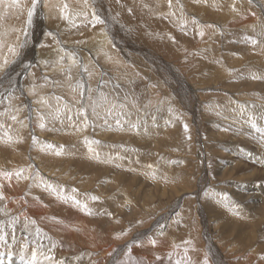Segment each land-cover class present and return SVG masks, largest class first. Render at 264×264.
<instances>
[{
	"label": "rangeland",
	"instance_id": "rangeland-1",
	"mask_svg": "<svg viewBox=\"0 0 264 264\" xmlns=\"http://www.w3.org/2000/svg\"><path fill=\"white\" fill-rule=\"evenodd\" d=\"M111 1L112 2L109 1L107 2L108 4L110 3L109 12H111V14L108 13L107 15V12L105 10L107 5L103 9L101 8L102 5H105L103 0H72L71 2L72 6H78L80 9L89 8V11L91 13L87 15L86 19L78 21L79 22V26L77 27V29H79L78 31L75 28L71 32L65 33L63 37L55 36L54 38L48 40L47 41L48 43H46V45H44V47L42 48L43 46L42 42L44 43V34H46L43 31L46 30L50 33L53 32L51 28L47 27L48 18H45L46 9L43 6L44 0L41 3V7H40L41 9L37 10L41 13V17L43 19L41 17L40 18L42 20L39 18V16L37 15L38 12L36 11V14L33 16L30 25L27 23V12L28 9L31 8L32 0H19V3H16L15 0H0V29L2 31L1 32L2 34L0 33V42H1L0 43V138L5 141L3 143L0 142V153L4 152V154H6L4 156L0 155V172L8 171L3 175H6V177H8L7 180L9 182L10 192L12 191V189H14L11 187L10 184L15 183L18 190L22 192L21 194L23 197L28 195L34 196L32 195V193L34 194L36 193L38 200L40 201V203L44 204V206H48V203L51 202L50 203L51 205L49 204L48 208H49V212L52 213L50 216H47L46 219L44 217L42 218L40 217V219L36 220V222L35 220H33L34 222L33 221L27 222L25 218L23 219L20 218L21 214L26 210L22 203L21 204L13 203L14 206L13 210L10 211L8 209H5L6 197L4 199H1L3 198V196H0V226H1L0 227V246H1L0 264H5V263L17 264V260L21 259V257H18L15 254V251H17L15 247L20 246L19 243L20 240H23L21 243L28 241L27 243L29 246L33 244L32 242H34L36 248L44 247L43 252L46 249L44 254H42V259L40 258L41 253H43L40 252L42 251V249L40 250L36 249L37 250L36 256L28 257V261L26 262V264H30V263L34 264L36 261H39L40 259H41V263L39 261V264H45L44 262L45 260H49L48 262L49 264H67V263L69 264V262L71 264V262L74 261H75L74 264H77L76 262H78V260L80 259L82 260L80 256L86 257L89 254L87 253L88 252L87 250L90 249L91 246H93V248L96 246L92 244L93 242L91 241V239L90 241L92 243L90 244L89 241L90 237L88 238L83 237L84 236V233H82L84 232L83 230H78V229L77 230L75 229V232L78 240L77 242L79 244L77 246L72 245L71 243L73 241L69 242V237L67 236L68 233L67 232L65 234L63 233L64 236L63 234H61L63 230L59 229L61 228L60 222L66 220L64 221L65 227L67 226L68 228H71L73 223H71L68 219L67 210L73 211L74 213L75 212L78 213L80 211L79 209L78 210L76 209L79 206L78 204L76 205L74 202L79 204L83 203V206H88V207L90 206L89 208L91 209V212H89L88 215L89 217L92 215V211L94 208L97 211V209L101 210V207H104V205H106L105 202L107 201H105L104 199L110 197L111 195H114L115 190H112L110 189V187L108 188L107 186L106 188H100L101 183L107 185V183L104 180V177L102 176L103 173H105L107 179L111 177L117 178V180H119L123 184L125 191L129 194H134V191L136 190L133 188V186H127L125 182L128 181L125 180H129L132 178L135 179L136 181L139 180L138 177H141V175L142 178L140 180L141 181L143 180L142 183L146 186H148L149 184H150L149 186L154 184V187L151 186L153 189L164 187L163 183L166 184L171 182L168 179L165 181L162 180L158 181L159 178L155 179L154 177H153L154 180L153 179L151 180L150 177L143 174V172L142 174H140L141 172L140 173L135 172L137 171V169L135 170L134 167H137L138 160L140 158L144 159L146 165L151 169L152 168L154 169V163L158 164L157 168L159 170L162 165L164 167L167 166L166 172H170L171 175L174 176L176 180L179 179L184 180L185 178L188 179L189 177L188 179L189 186H186L188 188L186 189L187 191H185V194L187 196L184 195L183 197H177L172 200L164 199L163 204L165 207L167 206L173 207L175 205H179V209L182 212H184V210L187 211L189 210L188 212L186 211L187 212L186 217L189 218L191 216L190 218L193 219L192 221H196L197 219H195V217L191 215L192 211L194 209H199V205L197 204V202L199 204L200 202H202V204H205L204 201H198L199 200L198 183H200V181H206V179H203L202 176L203 177L208 176L207 177V179H209L208 186H211L209 187L210 190L208 189L209 194L215 192L217 195L221 197V199L225 194H226L225 196L230 197L231 195L229 191L233 193L234 189L232 188L239 187L242 182L239 176L237 180H235L233 177L223 178L218 175L219 172L218 165L222 160L220 158H223V160L226 158L227 159L230 158L231 160V157H233V155L230 156L227 152L225 155L220 156L218 153H216V151L218 150L216 148L222 146L217 145V142H213L211 136L213 130H215V132L218 133V134L216 133L217 135L220 134V136L224 133L223 134L224 137L222 136L223 137L222 139L224 141L222 142H226L230 144L228 145L229 147H231L232 140L236 135L235 137L238 140L237 144H239L241 148L243 147L246 149L252 148L254 151H256L255 154L253 155H257L260 152L257 146L260 147L261 145L263 150L261 155L264 157V145L259 143L261 142L259 140H263L264 142V134L261 133V131L260 133L257 132L253 134V131L255 130L251 131L252 132L251 133L248 129L247 131H245V129L243 128L244 125L246 127L247 123L241 124V126L243 125L242 127L238 124H235L234 126L233 123L231 125L230 123H227L226 126V123L223 121L225 120L224 118H226L225 116L233 113L232 107H235L236 105H239L241 107L242 103L243 105H245L246 103L244 104V102H247V98L248 100L254 102L257 101L256 103H258L260 106L262 105V103L264 104V99L262 100V97L256 94V92H259L261 93V95H264V90L262 87V85L264 86V79H257V81L255 80L256 82L255 81H254L255 83L253 82L254 87L251 82V80L253 81V79L256 77V75L254 76V72L256 70H257L256 72L263 71L262 68H260L262 69L260 70L257 67L259 66L261 67L264 60V58L261 57V54L262 53L264 54V36H261L260 34L258 35L257 33L253 32L255 30L253 28L249 31L248 27L245 28V23H241L237 21L235 22L236 24L233 23L234 26L232 24V27L228 28L226 32L220 30L218 33V39L215 38L214 41H211L210 39L205 40L207 36H210L209 29H212L211 28L212 26L204 24L203 22L199 21V19L193 18L194 20H191V23L189 22L186 23L184 21L185 24L184 23L180 24L181 21L183 20H180L178 23H176L175 20H172L169 16H166V14L165 16L164 15L162 16L163 14L162 12H160L161 14L152 13V10L148 8L149 6L146 4L150 0H111ZM153 1H158V0H151L152 6H154ZM243 1L247 2V8L243 6L242 11L245 13V11L247 10L248 15L247 14L246 15L250 19L254 18L255 19L254 22H257L256 25L257 26L260 25L263 28L262 22L264 21V15L262 9L258 4L260 0L257 1L237 0L236 3L242 5ZM163 3H162V7H164L166 4ZM167 3L168 5L166 6H169V1H167ZM119 4L121 6H118ZM144 6L145 7L147 6V9H145ZM214 7L217 6L215 5ZM256 8H258V10ZM232 11L234 12V10ZM156 15L159 17H157ZM97 17L99 18L100 21H103V23L96 22ZM256 17L259 19L257 20ZM158 18L159 19L161 18V21ZM183 18L184 20H186V16H184ZM126 20L129 24H128V32L124 34V36L125 35L133 36L134 34H138L139 37H137L136 35L133 37L131 36L130 38L131 40L132 39L136 40L138 42L137 43L138 45L143 44L142 48H140L139 50L130 51V47H132L130 46V44L127 46H123L124 48L123 47L120 48L116 43H114L115 45L112 47L113 53H111L112 58L110 57L111 55H109V57L104 60H96V58H94L91 55V53H89L88 58L90 61H89V65L86 68V66H84L82 63V57H81L82 53L86 51V48L82 46V44H85L87 46H90L91 42L95 44V42L98 41V38H96L98 37V35L101 36L102 34H110V32L113 29H116L117 26L118 28L121 27L124 28L123 22L126 23ZM260 20H262V22ZM195 21L201 23L202 28L203 26H205V28L201 29L199 26H194ZM173 23H175V26ZM247 25L250 26L248 23ZM216 28L219 27L216 26ZM180 29H182L183 32L180 31ZM40 32L43 33L41 35H37ZM150 32L153 35L156 34V32L157 33L161 32L160 34H162V38L160 39L164 40L163 36H166L168 39H170V43L168 44L170 47H173L174 44H175V48L180 49L179 47L180 45H183V47H185V51H184L185 53L184 52H183L184 54L180 53L178 56L183 58L192 56L191 58H189L191 63L186 64V66H188V69L193 70V72L187 73V75H189L192 79L203 77L206 79L205 80L206 82L209 81L208 83L216 82L217 78H214V76H212V73L213 74L215 72L217 73L220 69L222 72L223 67L228 70L227 72L230 71L229 74L231 75L233 74L232 75L233 77L231 75L225 74V75H221L222 76L220 77L221 79L219 78L221 80V81L219 80L220 88L224 84L225 87L222 88L226 89L227 92H223L219 90L220 92L218 91L219 92L218 95L217 92L209 90L208 91L209 96H208V94H205L207 92L203 91L205 98H203L202 102L203 103L205 102L204 104H208V107L210 106L208 108V110L210 111L208 112V110L206 109L207 107L205 108V106L202 107V110L199 109V111L201 112L200 114L202 115L201 116L199 114V116H201L202 119L204 120L200 130L197 129L198 127L194 122L193 119L194 117L192 115L190 116L189 111H187L185 107L186 105H184L185 103L183 104L184 102L182 101L183 97L181 98V96H178V94L180 93L178 92L177 89H175L176 86L171 83V79L170 78L167 79L169 83L168 82L164 83L162 79L166 78V74L161 69V67L157 69L152 64L153 57L155 56L163 57V54L157 48H154L152 46V42L154 41V39L153 37H151L152 34ZM181 32L182 34L180 35ZM185 32L187 33L184 34ZM222 32H224V34ZM257 32L260 33V31ZM181 36L182 38L180 39ZM183 36H185V38H183ZM10 39L12 40L10 41ZM72 41L76 45L70 44ZM253 41H255V43H253ZM32 42L33 45L38 42V44H36L37 52H35V54L39 52L38 51L39 48L40 49L42 48L41 53L44 54L45 56H50V54H52L53 50L55 49L70 51L73 48L78 52V54H75V52L72 50L76 55V57L80 59L79 66L78 65H76L75 67L68 66L67 65L68 62L65 61L63 63L65 70L63 69L62 71H60V73L53 72V70L56 68L55 66L56 63L54 61L51 63L42 62V66L38 67L36 61L33 60L36 57L35 54L33 58L28 55L29 49L32 48L33 46L31 45ZM63 42H66L67 45L65 46ZM122 42L124 44H128L123 40ZM189 46L192 49L189 48ZM156 47L158 48L162 47L161 50L166 52L167 50H164L163 47L167 48L168 46L166 43L159 42L157 43ZM188 48L189 50L190 49L191 50L189 51ZM127 50H129L131 54L125 53ZM194 50L195 53H193ZM256 50L259 52H257ZM170 52L172 53V50ZM241 53H243L244 56L240 57ZM113 54L115 56H113ZM197 58L200 60H198ZM235 58H236L235 62L240 63V65L232 69L230 67V63ZM261 58L262 60H260ZM113 59L117 61H114ZM106 60L107 62L106 64H104ZM28 61L30 64L33 65L32 69H34L36 74L33 77H30L29 79L21 75L20 78L21 82L15 83V80L18 79L16 75L23 70V67L27 65ZM112 61L116 64H114ZM120 61L122 62L120 63ZM170 61L171 64H173L174 60H170ZM208 63L212 65L211 66L208 65ZM248 64L251 66H246ZM197 65L198 68L201 69V70L198 69L200 72H198L196 68H194ZM192 66L194 67L192 68ZM12 68L13 71L9 73V70H11ZM247 72L249 73V75L253 77V79L252 77L250 78ZM208 77H210V79ZM234 78L237 80H234ZM24 79H26L25 82L27 83L26 85H28L27 87L23 85ZM238 80H242V81H238ZM248 81L251 82V85L250 82ZM237 82L241 84L240 86L241 87L243 86L244 90H246V93H248L247 94L248 97L246 98V101H243L245 100V98L243 99L239 98L241 100H239L238 98L236 99L237 93L239 92V91L237 92V89H240L237 88L240 87L238 86ZM26 89H30L31 92H33L34 94H37L38 92L40 94L45 92V98L42 100V103L47 102L48 107L43 110H38L34 113V108L31 103L32 101L29 100L30 104L28 106L27 104L28 97H24L27 96L25 95ZM253 92H255V94H253ZM176 94L178 97L176 96ZM11 97H13L16 100V105L14 106L10 103ZM227 101L229 102L232 101L234 105L232 104V107L225 105L224 103ZM33 102L36 101L33 100ZM239 106L236 107L237 110L239 109ZM214 108L216 111L214 110ZM261 108L264 109V105L263 107L261 106L258 108L263 113L258 112L260 114L259 117L253 116L254 118L252 119V121H250L252 122L253 126L255 127L259 126L258 128L260 129L262 127H260L258 121L264 117V110H262ZM227 109H230V111ZM205 112L206 113L208 112V116L206 115ZM216 115L218 116L216 117ZM220 116H224V118ZM13 117H15V119H13ZM19 120H22L23 122L20 123ZM142 121H144L145 126H148V128L151 129L150 132L148 131L138 134L140 131L137 129H133L136 128V125H138ZM247 121L248 120H246V122ZM169 123L171 124L169 125ZM42 124L44 125L43 127H41ZM126 126H128L129 130L125 133V138H123L121 127L126 128ZM213 126H215V128H213ZM223 126L224 127L226 126L227 128L226 130H228L229 132L228 134H225L223 129L222 131H220L221 130L220 128ZM19 128L20 129L23 128L22 129L23 133L22 130L20 133ZM240 131L242 132L244 138L246 137L249 139L248 140L249 143L244 144L247 141L245 139H242L241 136L239 137L241 133ZM54 144H58L60 146V149L58 150L59 147H56ZM255 144L256 147H254ZM72 145L79 147L84 157L80 161V163H78L75 160L70 161L71 164H69L68 161L65 160V163L68 164L66 167L69 166L70 169L74 167L75 163L78 164V168H77L78 171H76L78 177L74 178L72 175L73 177L72 181L69 182L68 180H66L67 182L66 181L63 182L61 180L60 174L59 176L56 175V177L54 178H56L57 181L59 180L57 183L60 182L59 184L63 186L64 189L63 191H59V192L58 190L52 191L51 189L50 192L52 191L53 193L52 192L48 193V191L47 190L45 191V189L43 188H48L49 186L50 188L51 186L53 188V183L51 185L45 184V180L51 181L52 179L51 174L48 173V169H50V167H48L50 160L57 161L53 165L66 168L63 165L64 160L58 159L59 158L58 153L61 152L65 154L69 153L72 156L82 157L80 151L73 152L72 149H70V146ZM34 148H37L38 151L37 149ZM15 149L18 150L16 151ZM82 150H85V152H83ZM39 151L41 152V154ZM212 151L214 152L212 153ZM157 153L159 155H157ZM10 154H14V155L18 154L19 156L21 154L22 160L20 161L18 157L13 158L14 156L10 157ZM261 155L260 157H262ZM34 156L36 158H39V160L37 159V161H39V164L43 165L45 169H43L41 166L40 167L42 170L40 169V167L38 168L39 170L35 168L31 169L30 167H28V165L31 166V161L34 160L35 158ZM124 158H127L128 161L130 162L129 166L124 165L123 163ZM233 158H236V160L239 161L240 157L235 156ZM120 164H122L123 166H120ZM103 166L104 168H106V170L102 168ZM251 167H254L256 169H263L261 166L258 167V165L256 166L253 165ZM28 170H30L31 174L30 173L27 174ZM55 170H59V169L55 168ZM36 171L38 172V174H36L37 173ZM68 171L70 172V170ZM16 173H19L20 175ZM158 174L160 175L161 172H159ZM3 175H0V178L2 180L5 179ZM133 176H135V178ZM143 176L147 182L144 181ZM83 177H85V179H83ZM17 178L18 180H22V183H20V185L17 183L18 182ZM56 180H55V184H56ZM255 182L256 181L252 183L259 185V181H257L256 183ZM121 183L119 185H121ZM156 183L158 184L156 185ZM223 185H225L226 187L224 186L221 188L220 186ZM261 186L259 185V188L261 191H263ZM151 187L149 188L152 189ZM262 187L264 188V186ZM223 188L227 190H223ZM55 189H58L57 185H55ZM3 190L5 192L7 191L4 187ZM70 191L72 192V194ZM261 191H259L258 188L254 186L252 188L253 193L250 192V194H254L256 197L260 194ZM10 192H6L5 194L9 195ZM101 192L103 194H101ZM57 193L58 195L59 193H67L66 195L69 197L68 198L69 202L68 204H66V207L63 208L66 210L63 209L58 210L57 207L55 206L57 202V200H55V197H57ZM88 193L89 196H87ZM91 193L96 197L97 200L94 198L93 202H91L90 199V197L92 196ZM32 198H30L31 202L33 200L36 202L35 198L33 199ZM185 199L188 200V204H187L188 207L184 209L182 201L183 200L185 201ZM209 199L210 198H208V201ZM25 200L29 201L24 197V202ZM39 201H37V203ZM70 203L71 204L74 203L73 206H71ZM95 205L97 206L99 205L100 207L99 206L97 207ZM133 205H135L136 211L138 212L139 210L138 213H140L141 210L138 207L143 206V204H141L140 201L136 199ZM159 205L162 206L159 203L152 207L153 208L160 207ZM235 205L238 204H236L235 202ZM242 206L245 207L243 204ZM202 208L204 207L202 206ZM223 208L226 209L227 211L229 209L225 205V203L223 204ZM106 211L111 213L110 214L111 219L112 216L113 217L116 216V214H112L111 209L110 210L108 209ZM159 211L160 210L156 211V213L152 216L151 220L154 221L155 219H157ZM245 211L247 213L250 212L249 210L247 211L246 209ZM123 215H125V211H123L121 214L116 216V220L119 219L118 220L119 223H123V222L125 223V219L123 218ZM256 217L257 216L254 214L255 219ZM91 219L92 221H94L93 218ZM263 219L261 221H264ZM47 223L48 225L51 223L49 226L52 227H49ZM196 223L198 222L196 221ZM255 223H258V221L256 220ZM135 228L138 229L137 227ZM71 229L74 228L72 227ZM101 229L104 228L101 227ZM125 229L127 231L128 227H126ZM263 231H264V225L258 228V233L257 230L256 233L259 234ZM53 236L56 238L53 239ZM45 239L48 241L46 242ZM52 239L53 240L56 239L58 241V244L54 243L55 241H53ZM150 239L154 241V239L151 236ZM8 240L12 241L11 246H5L7 245L5 243ZM87 241L89 243H87ZM68 243L70 246L68 245ZM54 244L56 245L60 244L61 246L60 245L59 246L62 247V249L65 252L67 251V254H69L67 256L71 258V260L73 261L71 260L63 261V259L65 258H61L57 254L55 255L56 252L52 254H47L46 253L48 252L47 247L53 249L54 251L58 250L62 252L61 249H58V246H56L57 247L56 248ZM261 245L264 244H256L257 246L256 248L258 251L257 253L263 255L264 246ZM198 247H201L202 251L200 252L198 251L188 255L185 254V256L183 257L184 264H202L200 260L198 261L196 259L198 258V256L201 259V257L204 254H207L208 250L205 246L202 247L201 245H198ZM248 247L250 248L251 245H249ZM240 248L243 250H247L246 252H248L249 250V248H243V246L241 245ZM30 250H32V248H30ZM61 255L63 256V253H61ZM71 255L73 257H71ZM59 257L61 258L60 260ZM77 257L79 259H77ZM169 261L172 262V260Z\"/></svg>",
	"mask_w": 264,
	"mask_h": 264
},
{
	"label": "bare ground",
	"instance_id": "bare-ground-1",
	"mask_svg": "<svg viewBox=\"0 0 264 264\" xmlns=\"http://www.w3.org/2000/svg\"><path fill=\"white\" fill-rule=\"evenodd\" d=\"M103 1H104L105 5H102L101 8L103 9L107 5V7L105 8L107 15H108V13L111 14V12H109V4L110 3L108 4L107 2L108 1L112 2V1L111 0H103ZM164 1L165 0L153 1L154 6H152L151 0H150L146 4L149 6L148 8H150L152 10V13L158 14V13L162 12L163 13L162 16L163 15L165 16V14H166V16H169L172 20H175L176 23H178L180 20H183V21H181L180 24H183L184 21L186 23H188V22L191 23V20L199 19V21L203 22L204 24L209 25V26L211 25L212 29H209L210 30V32H209L210 36H207L205 38V40L210 39L211 41H214L215 38L218 39V33L220 30L226 32L227 29L232 27L233 23L236 24L235 22H237V21H239L241 23H245V28L248 27L249 31L253 28V29H255L253 32L257 33L258 35L260 34L261 36H264V21L262 22V20H260L263 24V28L260 25L257 26L256 25L257 22H254L255 19L254 18L250 19L247 16L248 11L246 10L245 13L242 11L243 6L247 8V2L243 1L242 5H240V4L236 3L237 0H171V2L169 3V6H166V5H168L167 1H169V0H166L165 2ZM71 2H72V0H65V1H63V0H44L43 6L46 9V15L45 14L44 15L46 16L45 18H48V26L47 27L51 28L53 32L50 33L46 30L43 31L46 34H44V43L45 44L42 42V44H43L42 48L44 47V45H46V43H48L47 41L50 40L51 38H54L55 36L63 37L65 35V33L71 32L75 28L77 29V27L79 26L78 21L86 19L87 15H89L91 13L89 11V8L88 9H83V8L80 9L78 6H72ZM163 2L166 3L164 7H162ZM258 4H259L260 8L262 9L263 15H264V0H260ZM65 5H67L66 8L64 7ZM215 5L217 7H214ZM118 6H121V5L119 4ZM40 7H41V4H39L37 6V10L41 9ZM145 9H147V6L145 7ZM256 9L258 10V8H256ZM232 10H234L235 13ZM37 12H38L37 15L40 18L41 13L39 11H37ZM115 16H116V14H115ZM181 16H183V17L186 16V20H184V18ZM157 17H159V16H157ZM258 19L259 18H257V20ZM159 20L161 21V18ZM207 22H208V24H207ZM123 23H124V28L123 27L118 28V26H117L116 29H113L110 32V34H102L101 36L98 35V37H96V38H98V41H96L95 44L93 42H91L90 46L82 44V46H84L86 48V51L83 50L84 52L82 53V56H81L82 57V63L84 66H86V68L89 65V61H90L88 58L89 53H91V55L94 58H96V60H104V59L108 58L109 55H111V53H113L112 47L115 45L114 43H116L120 48L130 44V46H132V47H130V51L131 50H139L140 48H142L143 44L138 45L137 44L138 42L136 40H133V39L131 40L130 37L132 35H127V36L125 35L124 36V34H126L128 32V24L129 23L127 22V20H126V23L125 22H123ZM247 23L250 26H248ZM115 24H116V21H115ZM173 24L175 26V23H173ZM234 24H233V26H234ZM163 25H166V24H163ZM191 25H193V24H191ZM194 26H199L201 29L205 28V26H203V28H202L201 23H198L196 21H195ZM216 26L219 28H216ZM3 30H5V29H3ZM78 30L79 29H77V31ZM256 30L260 31V33H258ZM180 31H182V29H180ZM1 32L2 31L0 29V33ZM182 32L180 33V35L182 34ZM224 32H222V33L224 34ZM42 33L40 32L37 35H41ZM160 33L156 32V34H154V35L151 33L152 34L151 37H153V39H154V41L152 42V46L154 48H157L163 54V57L162 56L153 57L152 64L157 69H159L161 67V69L166 74V78L162 79V81L164 83L168 82L167 79H169V78L171 79V83L176 86L175 89H177L178 92L180 93V94H178V96H181V98L183 97L182 98L183 99L182 101H184L183 104L185 103L184 105H186L185 107H186L187 111H189L190 116L192 115L194 117L193 119H194L195 124L198 127L197 129L200 130L204 120L201 117L202 115L200 114L201 112L199 111V109L202 110V107L205 106V108L207 107L206 109L208 110V108L210 107V106L208 107V104H204L205 102L204 103L202 102L203 98H205L203 91L207 92L205 94H208V91L211 90V91L217 92L218 95H219L220 91L227 92L226 89L222 88V87H225L224 84L220 88V81H221L220 77H222L221 75H225V74L231 75V74H229L230 71L227 72L228 70L224 67H223L222 72H221V69L217 73L214 71L215 73L214 74L212 73V76H214V78H217L216 82L208 83L209 81L206 82L205 81L206 79L203 77L192 79L189 75H187V73L193 72V70L188 69V66H186V64L191 63L189 58H191L192 56L187 57V58H183V57L178 56L180 53H183L185 51V47H183V45H180L179 46L180 49L175 48V44H174V46L172 45L173 47H170L168 45L170 43V39H168L166 36H163L164 40L163 39L161 40L160 38H162V34H160ZM186 33L187 32H185L184 34H186ZM250 33H252V32H250ZM136 35H137V37H139L138 34H134L133 36H136ZM188 35H189V33H188ZM181 38H182V36L180 37V39ZM183 38H185V36H183ZM11 40L12 39H10V41ZM122 40L128 44H124L122 42ZM199 40H201V39H199ZM139 42H140V40H139ZM159 42L167 44L168 47L167 48L163 47V49L167 50L168 52L162 51L161 50L162 47H159V48L156 47L157 43H159ZM171 43H172V40H171ZM173 43H174V41H173ZM36 44H38V42ZM36 44L33 45V42H32L31 45H33V46H32V48L29 49L28 55L31 56L32 58L34 57L35 52H37ZM63 44L65 46L67 45L66 42H63ZM70 44L76 45L73 41ZM15 47H17V46H15ZM186 47H187V45H186ZM189 48H191V47L189 46ZM189 48H188V50H189ZM201 48H202V46H201ZM24 49H25V47H24ZM41 49L40 48L38 49L39 52L37 54H35L36 57L33 59L36 61L38 67L42 66V62H44V63L50 62L51 63L54 61L56 63V65H55L56 68L53 70V72H55V73L59 72L60 73V71H62L64 69L63 63L65 61L68 62V64H67L68 66H73V67H75L76 65L79 66V60L80 59L77 58L75 55V54H78V52L76 50H74L73 48H72V50L75 52V54L72 50L69 51V50L55 49V50H53V53L50 54V56H45L44 54H42ZM171 50H172V53L170 52ZM130 51L127 50L125 53L131 54ZM257 52H259V51H257ZM193 53H195V50ZM159 55H160V53H159ZM113 56H115V55L113 54ZM241 56H244L243 53L240 54V57ZM246 56H247V54H246ZM110 57L112 58V55ZM261 57L264 58L263 53L261 54ZM114 58H117V57H114ZM262 58L260 60H262ZM182 59H184V60H182ZM170 60H174L173 64H171ZM198 60H200V59H198ZM235 60H236V58L230 63V67L232 69H234L236 66L240 65V63L235 62ZM114 61H117V60H114ZM208 61H210V60H208ZM106 62H107V60L104 62V64H106ZM121 62L122 61H120V63ZM114 64H116V63H114ZM208 65L211 66L212 64L208 63ZM32 66L33 65L30 64L28 61L27 65L23 67V70L16 75V77L18 79L15 80V83L21 82L20 81L21 75L25 76L28 79L30 77H33L36 74V72L34 71V69H32ZM246 66H251V65L248 64ZM193 67L194 66H192V68ZM240 67H238V68H240ZM194 68H196V70L198 72H200L198 70V69H200V68H198V65L195 66ZM257 68H259V69L262 68L263 71L256 72L257 71L256 70L254 72V76L256 75V77H255L256 79L255 78L253 79V77L251 75H249V73L247 72L248 75L250 76V78L252 77V79H253V81L251 80L252 85H253V82L255 80L257 81V79H264V60H263L262 66L261 67L259 66ZM262 69H260V70H262ZM81 70H82V68H81ZM162 70H161V72H162ZM211 70H212V68H211ZM12 71H13V68L11 70H9V73ZM236 73H238V72H236ZM85 75H87V74H85ZM208 78L210 79V77H208ZM234 80H237V79L234 78ZM25 81H26V79H24L23 85H25L27 87L28 85H26L27 83ZM238 81H242V80H238ZM248 82H250V81H248ZM251 82H250V85H251ZM237 84H238V86L241 85L238 82H237ZM229 86H230V84H229ZM253 87H254V85H253ZM257 87H259V86H257ZM262 87L264 90L263 85H262ZM237 88H240V89H237V92L238 91L239 92L237 93L236 99L237 98L238 99L239 98H242V99L245 98V100H243V101H246V98L248 97V95H247L248 93H246V90H244V87L240 86ZM260 88H261V86H260ZM241 90H242V92H241ZM25 92H26L25 95H27V96H24V97H28L27 98L28 106L30 104L29 100L32 101L31 103H32V106L34 108V113L38 110H43V109L48 107L47 102L42 103V100L45 98V92H43L41 94L39 92L37 94H34L33 92H31L30 89H26ZM255 92H253V94H255ZM256 94L259 95L260 97H262V100L264 99V95H261V93L256 92ZM176 96H177V94H176ZM208 96H209V94H208ZM220 96H221V93H220ZM251 97H253V96H251ZM213 98H214V95H213ZM33 100H35L36 102H33ZM239 100H241V99H239ZM216 101H218V100H216ZM220 101H223V100H220ZM235 101H237V100H235ZM243 101H241V102H243ZM256 102L248 100V98H247V102H244V104L246 103L245 105H243V103H242L241 107L239 105L232 107V104H233L232 101L231 102L227 101L224 104L227 106H231L233 113H231L232 111L230 112L231 114L228 113L229 115L225 116L226 118H224V116H220V117L225 119L223 121L226 123V126H227V123H230V125L233 123L234 126H235V124H238L241 126V124L247 123L246 127H245V125L244 126L242 125L243 128L245 129V131H247V129L250 132L255 130V131H253V134L257 133V132L260 133V131H261V133L264 134V117L261 118L262 117L261 116L260 117L261 119L258 121L260 127L263 128V129L261 128L262 130L260 128H258L259 126L258 127L253 126L252 122H250L254 118L253 116L259 117V115H260L259 113L260 112L263 113L258 108L261 106L263 107L264 104L262 103V105L260 106ZM10 103L14 106V105H16V100L13 97H11ZM238 106H239V109L237 110L236 107H238ZM261 109L264 110L263 108H261ZM214 110H215V108H214ZM227 110L230 111V109H227ZM209 111L210 110H208V112ZM208 112L207 113L205 112L207 116H208ZM199 114L201 116H199ZM232 114H233V116H232ZM217 116L218 115H216V117ZM245 119L248 121L246 122ZM19 121H20V123L23 122L22 120H19ZM227 121H229V122H227ZM170 124L171 123H169V125ZM226 126L225 127L223 126L224 128L221 127L220 131H222V129H223L225 134H228L229 132H228V130H226L227 129ZM123 127H121V132H122V137L125 138V133L129 130V128H128V126H126V128H123ZM213 128H215V126H213ZM22 129H20V133H21ZM133 129L139 130L140 132L138 134H141L143 132H148V131L150 132V130H151L148 128V126L144 125V121L140 122L138 125H136V128H133ZM22 133H23V130H22ZM216 133L217 132H215V130H213V133H211L213 142H217V145L222 146V147H217V148L215 147L216 149H218L216 151V153H218L220 156H222L228 152V154L230 156L233 155V157H235V156L240 157L239 161L233 157H231V160H230V158L229 159L226 158L224 160H223V158H220L222 160L220 161V163L218 165V169H219L218 175L220 177H223V178L224 177H233L235 180H237L238 176L241 178V181H242L241 184L238 182L240 184V186L232 188V189H234L233 193L231 191H229V193L231 195L230 197L225 196L226 195L225 194V195H223V197L221 199V197L219 195H217L215 192L209 194L208 189L211 186H208V180H209V179H207L208 176H206V177L202 176V178L206 179V181H200V183H198L199 184V187H198L199 200L198 201H204L205 204H202V202H200V204H199L197 202V204L199 205V209H194L192 211V214H191V215H193V217H195V219H197L196 221L199 223V225H198V223H196V221H192L193 219L190 218L191 216L189 217L190 219L186 217L187 212L189 210L188 211L184 210V212H182L179 209V205H175L173 207H168V206L165 207L163 204L164 199L172 200L174 198L183 197L184 195H186L185 191H187L186 189L188 188L186 186H189V181H188L189 177H188V179L185 178L184 180L183 179L176 180L175 177L172 176L170 172H166L167 166L164 167L162 165L160 170H159L157 168L158 164L154 163V169L153 168L151 169L150 167H148L146 165L144 159L140 158L138 160L137 167H134L135 170L137 169V171H135V172H137V173L141 172L140 174H142V172H143V174L150 177L151 180L152 179L154 180V178L155 179L159 178L158 181L159 180L165 181L168 179L171 182L166 183V184L163 183L164 185L163 184L162 185L164 187H160V188L155 187L156 189H153L151 187V186L154 187V184L151 186H149L150 185L149 184L148 186L152 188V189H150L148 186H146L142 183L143 180L142 181L140 180L142 178V175H141V177H138L140 181L139 180L135 181V179H132V178L129 180H125V181H128V182H125L127 184V186H133V188L136 190V191H134V194H129L125 191L123 184L119 180H117V178L111 177V178L107 179V177L105 176V173L101 172V173H103L102 176L104 177V180L107 183V185L101 183L100 188H106V186H107L108 188L110 187V189L115 190L114 195H111L110 197L104 199L105 201H107V202H105L106 205H104V207H101V210L97 209V211H96V209L94 208L92 211V215L89 217L88 216L89 212H91V209L89 208L90 206L89 207L83 206V203L79 204V203L74 202L76 205L78 204L79 207H77L76 209L77 210L79 209L80 211L78 213H76V212L74 213L73 211L67 210L68 219L71 223H73L71 228L73 227L74 229L68 228L67 226L65 227L64 221H66V220H64V221L61 220L62 222H60L61 228H59V229L63 230L62 233L61 232L60 233L65 234L67 232L68 233L67 236L69 237V242L73 241L71 243L72 245L77 246L79 244L77 242L78 240H77V236H76V232H75V229L76 230L78 229V230H83L84 232L81 231L82 233H84L83 237L84 238L90 237L89 241L91 239V241L93 242L92 243L90 241V244L92 243L94 246H96L94 248H93V246H91V248L87 250L88 251L87 253H89V254L86 257L80 256L82 258V260L80 259L76 263L78 264L79 262H81L79 264H184L183 257L185 256V254L188 255V254H192V253H195L198 251L199 252L202 251L201 247H198V245H201L202 247L205 246L208 250L207 254H204L201 257V259L199 256L196 259L198 261L200 260V262H202V264H264V254L262 255L260 253H257L258 251L256 248L257 247L256 244H264V231L257 234L258 228H260L264 225V221H261L264 218V188L262 187V186H264V157L261 155L263 152L262 147H261V145H260V147L257 146L259 148L260 152L257 155H253V154H255L256 151H254L252 148L251 149H246L244 147L241 148L240 145L237 144L238 140L235 137L236 135L234 136V138L232 140L231 147H229L228 145H230V144H228L226 142H222V141H224L222 139L224 137L223 136L224 133L221 136H220V134L217 135L218 133L217 134ZM246 133H248V132H246ZM14 134H15V132H14ZM240 136L242 137V139H245L247 141L244 144L249 143L248 142L249 139L246 137L244 138L242 132L240 133L239 137ZM18 138H19V136H18ZM259 141H261V142H259L260 144L264 145L263 140H259ZM0 142L3 143L5 141L0 138ZM54 142H56V141H54ZM54 145L56 147H59L58 150L60 149V146L58 144H54ZM254 147H256V144ZM229 148H231V149H229ZM34 149H37V148H34ZM70 149H72L73 152H77V151L81 152V149L77 146H74V145L70 146ZM166 149H167V147H166ZM15 150L17 151L18 149H15ZM37 151H38V149H37ZM82 151L85 152V150H82ZM214 151H212V153ZM40 154H41V152H40ZM81 154H82V157H79V156H72L69 153L65 154V153L61 152V153H59L58 159L64 160L63 165L66 167L68 164L65 163V160H67L69 164H71L70 161H74V160L77 161L78 163H80V161L84 157L82 152H81ZM0 155L4 156L6 154H4V152H2V153H0ZM157 155H159V154L157 153ZM260 155L262 157H260ZM12 156H14L13 158L18 157L20 159V161L22 160L21 154H20V156L18 154H16V155L10 154V157H12ZM37 159L39 160V158L35 157L34 158L35 161L32 160L31 166L28 165V167H30L31 169L32 168L38 169L41 166L43 169H45V167L43 165L39 164V161H37ZM53 160H54V158H53ZM56 162L57 161H55V160L54 161L50 160V163L48 165V167H50V169H48V173L51 174V176H52V179H51L52 182L50 180H45V184L51 185L53 183V188H52V186H51V188H50V186L48 188H43V189H45V191L47 190L48 193H51L52 191H57V190L59 192V191H63V189H64V187L59 184L60 182L57 183L59 180L57 181L56 178H54V177H56V175L59 176V174H60L61 180L63 182L66 180H68L70 182V181H72L73 177L74 178L78 177L76 174L77 173L76 171H78V169H77L78 164L77 163H75L74 167L72 169H70L69 166L66 168H63L60 166L53 165ZM243 162H245V163H243ZM123 163L125 166L130 165V162L128 161L127 158L123 159ZM164 163H165V161H164ZM253 165H255V166L258 165V167L261 166L263 169H256L254 167H251ZM120 166H123V165L120 164ZM3 167H5V166H3ZM41 167H40V169H41ZM55 168H58L59 170H55ZM102 168H104V166ZM104 169L106 170V168H104ZM30 170H28L27 174L30 173ZM68 170H70V172ZM12 171H14V170H12ZM101 171H103V170H101ZM7 172L1 171L0 175H3ZM159 172H161L160 175L158 174ZM72 173H74V174H72ZM16 174H19V173H16ZM36 174H38V172ZM72 175H73V177H72ZM3 176L5 177L4 180H2L0 178V192L2 191L0 196H3V198H1V199H4L6 197L5 198V209L12 211L13 207H14L13 203H16V204L22 203L26 210L21 214L20 218L21 219L25 218L27 220V222H31L33 220H35V222H36V220L40 219V217L41 218L44 217L46 219L47 216H50L52 214L51 212H49V208H48V206L51 202L48 203V206H44V204L40 203V201L38 200L36 193L34 194L31 192L32 195H34V196H31V195L24 196L26 199L29 200V201L25 200V202H26L25 203L24 197L21 194L22 192H20V190H18V188L16 187V184L15 183L10 184L11 187L14 188L10 192L9 191L10 190L9 189V182L7 180L8 177H6V175H3ZM147 176H145V177H147ZM16 177H18V176H16ZM133 177L135 178V176H133ZM83 179H85V177H83ZM143 179L145 182H147L146 179L144 178V176H143ZM17 180H18V178H17ZM55 180H56V184H55ZM24 181H25V179H24ZM254 181H256V182L259 181V185L260 186L262 185L261 188L263 191L260 190L258 184L252 183ZM17 183L20 185V183H22V180H18ZM31 183H30V185H31ZM120 183H121V185H119ZM157 184L158 183H156V185ZM19 185H17V186H19ZM55 185H57L58 189H55ZM62 185H63V183H62ZM2 186L7 190L6 192H10L9 195L5 194L6 192L3 190ZM98 186H99V184H98ZM118 186H119V188H118ZM159 186H160V184H159ZM224 186L225 185L220 186V187L222 188ZM254 186L256 188H258L259 191H261L260 194L258 196H256L257 198L255 197L254 194H250V192L253 193L252 188ZM190 187H191V185H190ZM86 188H88V187H86ZM51 189H52V191L50 192ZM223 190H227V189L223 188ZM66 194L67 193H59V195H58V193H57V197H55V200H57L55 206L57 207L58 210L63 209L64 207H66V204H68V202H69L68 198L69 197ZM71 194H72V192H71ZM101 194H103V193L101 192ZM91 195L92 196L90 197V199H91V202H93V199L94 198L96 199V197L92 193H91ZM196 195H197V193H196ZM87 196H89V193ZM32 197L35 198L36 202L34 200L31 202L30 198H32ZM103 197H104V195H103ZM254 197H255V199H254ZM208 198H210L209 201H208ZM90 199H88V200H90ZM136 199H138L140 201V203L143 204V206L138 207L141 210L140 213H138L139 212L138 208H137V210H138V212H137L135 209L136 208L135 205H133L135 203ZM37 201H39V202L37 203ZM183 201H182L183 208L185 209L188 207V205H187L188 200L185 199V201L184 202ZM233 201H234V203H233ZM3 202H4V200H3ZM10 202H12V203H10ZM235 202L238 205H235ZM74 203H72V204L70 203L71 206H73ZM159 203L162 206L159 205L160 207H156V208L152 207V206L159 204ZM224 203L229 208V209L227 208L228 211L223 208ZM242 204L245 207H243ZM95 206H97V205H95ZM202 206L205 209L202 208ZM108 209L109 210L111 209L112 214H116V216L121 214L123 211H125V215H123V218L125 219V223L124 222L119 223V221H118L119 219L116 220V216L115 217L112 216V219H111L110 218L111 213L106 211ZM245 209L247 211L249 210L250 212L247 213L245 211ZM63 210H66V209H63ZM155 210L156 211L160 210V211H159L157 219H155L153 221V220H151V218L156 213ZM55 213H56V211H55ZM254 214L257 216L256 219L254 218ZM91 218H93L94 221H92ZM41 220H43V219H41ZM186 220H188V221H186ZM256 220L258 221V223H255ZM93 222L97 223L98 225L93 223ZM48 223H47V225H48ZM134 224H137V225H134ZM49 227H52V226H49ZM53 227H54V225H53ZM101 227H103L104 229H101ZM126 227H128L127 231L125 229ZM135 227H137L138 229H136ZM256 230H257V233H256ZM64 234H63V236H64ZM80 235H81V233H80ZM150 236L154 239V243H153V240L150 239ZM54 238H56V237L53 236V239ZM8 241H6L5 244H7V245H5V246H11L12 241L11 240L9 242ZM22 241L23 240L19 241L20 246L15 247V249L17 250V251H15V254L18 257H21V259L17 260V264H26V262L28 261V257L36 256V253H37L36 249H39V250L42 249V251H40V252H43L44 247L43 248H40V247L36 248L34 245V242H32L33 244H31L29 246L27 243L28 241L21 243ZM45 241L47 242L48 240L45 239ZM53 241H55L54 243L58 244V241L56 239ZM87 243H89V242L87 241ZM59 245L54 244V246L55 247L58 246V249H61L62 252H60L58 250L54 251L53 249H50L49 247H47L48 252H46V253L52 254V253L56 252L55 255L57 254L61 258H65V259H63V261H65V260L70 261L71 258H69L67 256V255H69V254H67V251L65 252L62 249V247H60L61 245L60 246ZM68 245H69V243H68ZM240 245L243 246V248H249L248 247L249 245H251V247L249 248L248 252H246L247 250L241 249ZM25 246H27V247H25ZM69 246H67V247H69ZM261 246H264V245H261ZM0 248H1V246H0ZM30 248H32V250H30ZM263 250H264V247H263ZM45 251H46V249H45ZM44 252L41 253V257L40 256H38V257H40L42 259V254H44ZM208 252H209V254H208ZM259 252H260V250H259ZM61 253H63V256L61 255ZM241 255H244V256H241ZM76 256H74V257H76ZM60 257H59V260L61 259ZM71 257H73V256L71 255ZM0 259H1V257H0ZM41 259L39 260L40 263H41ZM77 259H79V258L77 257ZM169 260H172V262ZM39 261H36L34 264H39ZM71 261H73V260H71ZM44 262H45V264H49L48 263L49 260H45ZM74 263H75V261L71 262V264H74ZM5 264H7V263H5ZM69 264H70V262H69Z\"/></svg>",
	"mask_w": 264,
	"mask_h": 264
},
{
	"label": "snow or ice",
	"instance_id": "snow-or-ice-1",
	"mask_svg": "<svg viewBox=\"0 0 264 264\" xmlns=\"http://www.w3.org/2000/svg\"><path fill=\"white\" fill-rule=\"evenodd\" d=\"M16 3H19V0H15ZM171 2V0H169V3ZM42 3V0H32V5H31V8L28 9V12H27V23L30 25L31 24V21H32V18L33 16L36 14V11H37V6L39 4ZM65 8L67 7V5L64 6ZM96 22H99V23H103V21H100L99 18L97 17L96 18ZM202 35V33H201ZM253 43H255V41H253ZM86 71V69H85ZM13 119H15V117H13ZM44 125L42 124L41 127H43ZM59 154V153H58ZM154 243V241H153Z\"/></svg>",
	"mask_w": 264,
	"mask_h": 264
}]
</instances>
